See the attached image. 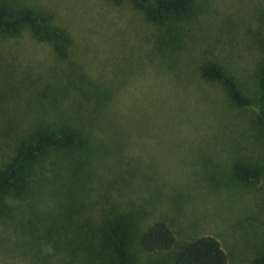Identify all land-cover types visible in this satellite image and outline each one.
<instances>
[{
  "label": "rangeland",
  "instance_id": "rangeland-1",
  "mask_svg": "<svg viewBox=\"0 0 264 264\" xmlns=\"http://www.w3.org/2000/svg\"><path fill=\"white\" fill-rule=\"evenodd\" d=\"M7 1L50 12L69 45L61 58L27 28L0 33V167L43 126L87 142L74 164L47 156L36 191L0 212V264H111L102 229L118 215L136 231L164 220L178 245L210 235L227 264H250L264 244V182L236 179L230 164L259 162L264 132L198 67L216 62L255 98L264 0H196L176 42L126 0ZM174 250L138 253L139 264H172Z\"/></svg>",
  "mask_w": 264,
  "mask_h": 264
},
{
  "label": "trees",
  "instance_id": "trees-1",
  "mask_svg": "<svg viewBox=\"0 0 264 264\" xmlns=\"http://www.w3.org/2000/svg\"><path fill=\"white\" fill-rule=\"evenodd\" d=\"M119 4L123 0H108ZM156 26L162 41L176 42L181 36V24L188 21L197 8L196 0H126ZM47 10L22 5L9 6L0 0V33L17 35L27 28L35 39L50 44L55 54L64 58L68 54L69 34L51 23ZM264 40L260 41V44ZM264 45V42L262 43ZM262 45V46H263ZM257 65L256 96L250 99L236 78L216 62L207 60L198 67L202 80L218 84L233 108L252 109L255 124L264 132V47ZM87 139L70 126L47 125L31 133L18 143L12 156L0 167V212L8 214L13 199L33 193L42 177L39 167L48 156L62 153L73 159L86 146ZM50 162H54L50 160ZM232 175L247 183L264 182V150L259 162L233 160ZM133 223L121 216L107 220L102 229L103 246L111 264H139L138 253H156L175 250L170 255L172 264H227L228 258L217 239L200 235L177 244L173 231L164 220H156L136 231ZM250 264H264V244L252 257Z\"/></svg>",
  "mask_w": 264,
  "mask_h": 264
}]
</instances>
